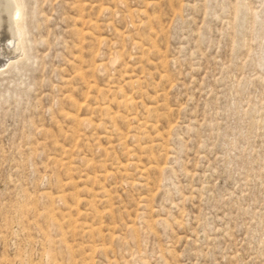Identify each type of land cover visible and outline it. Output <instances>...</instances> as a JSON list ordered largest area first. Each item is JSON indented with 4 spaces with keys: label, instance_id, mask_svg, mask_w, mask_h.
Masks as SVG:
<instances>
[{
    "label": "rangeland",
    "instance_id": "374dc122",
    "mask_svg": "<svg viewBox=\"0 0 264 264\" xmlns=\"http://www.w3.org/2000/svg\"><path fill=\"white\" fill-rule=\"evenodd\" d=\"M13 7L0 264H264V0Z\"/></svg>",
    "mask_w": 264,
    "mask_h": 264
},
{
    "label": "bare ground",
    "instance_id": "6f19581e",
    "mask_svg": "<svg viewBox=\"0 0 264 264\" xmlns=\"http://www.w3.org/2000/svg\"><path fill=\"white\" fill-rule=\"evenodd\" d=\"M14 3H16V0H0V27L2 23L6 21L10 36H13L16 33L14 24L20 27V24L18 23V18L20 16L17 19H14V15L16 13V9L13 7ZM17 10L19 11L18 14H20L19 8ZM18 43L20 44V39L19 41L17 40L16 44Z\"/></svg>",
    "mask_w": 264,
    "mask_h": 264
}]
</instances>
